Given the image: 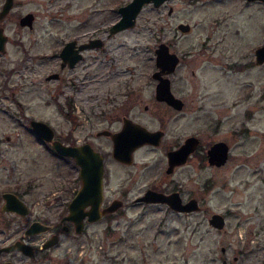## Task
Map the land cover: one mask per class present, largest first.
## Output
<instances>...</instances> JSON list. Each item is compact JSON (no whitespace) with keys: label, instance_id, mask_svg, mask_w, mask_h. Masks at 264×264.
Here are the masks:
<instances>
[{"label":"rangeland","instance_id":"374dc122","mask_svg":"<svg viewBox=\"0 0 264 264\" xmlns=\"http://www.w3.org/2000/svg\"><path fill=\"white\" fill-rule=\"evenodd\" d=\"M121 1L110 0L100 14L94 8L102 3L93 5L92 0H14L0 20L7 35L0 52V175L13 174L11 179L29 190L28 200L39 202L53 196L57 186L79 184L73 159L57 155L30 128L29 118L47 121L58 138L71 132L82 139L107 124L97 117L88 122L93 111L115 105L118 113L113 115H120L119 105L128 99L126 110L141 98L131 113L150 128L164 126V141L193 132L205 146L223 139L229 144L228 158L213 167L190 157L167 177L171 184L181 183L184 197L201 195L199 211L177 213L162 204H137L95 223L90 251L85 249L87 264H214L221 245L229 253L243 249L244 264L264 257V62H254V49L264 42V3L246 7L241 0H171L160 8L147 3L134 25L108 38L104 50L65 69L62 81L46 83L52 63L46 64L42 55L79 30L90 35L103 26L104 16L107 21L116 19ZM168 5L173 7L171 14ZM27 11L34 13L33 29L18 21ZM178 20L189 22L191 30L178 31ZM48 29L52 32L46 33ZM207 35L210 40L205 42ZM159 41L169 43L179 55L173 89L194 106L174 121L153 98L151 72ZM56 88L61 91L58 98ZM145 103L155 110H144ZM203 108L210 110L205 113ZM210 117L221 119L218 128ZM73 122L79 123L77 128ZM154 158L134 157L146 163ZM160 158L149 169L133 165L130 179L128 168L108 160L106 196H119L127 186L130 201L148 172L158 174L160 181ZM212 212L224 215V230L208 223Z\"/></svg>","mask_w":264,"mask_h":264},{"label":"flooded vegetation","instance_id":"af4514ba","mask_svg":"<svg viewBox=\"0 0 264 264\" xmlns=\"http://www.w3.org/2000/svg\"><path fill=\"white\" fill-rule=\"evenodd\" d=\"M4 1L5 0L2 1V4ZM92 1H93V5L102 3L101 6H96L94 8L95 13L99 11V13L101 14L103 13V11H106L107 2H109L110 0H92ZM127 1L128 0H123L119 4H117V11L119 5H122ZM241 1L243 5L246 7L257 2L264 3V0H241ZM168 2H171V0H163L159 5L157 6L154 5V6L160 8L168 4ZM13 4H14V0H12V5L6 14L9 13L10 9L13 7ZM172 12H173V7L171 5H168L167 14H171ZM6 14L4 16H6ZM3 17L0 20H2ZM118 17L114 20L107 21V17L104 16L103 26H96L95 28L97 30L92 29L91 31L92 33L90 35L88 34L84 35L87 32L84 30L83 31L79 30V32L74 33L73 36L60 38L59 39L60 43L56 47L55 45H53V49L50 53L42 55V58L43 60L46 61V64H48L49 62L52 63L49 64L47 67L50 69L46 72L44 76L45 82L47 83L50 80H55L56 82L62 81L64 79L63 72L65 69H70L72 67H75L76 65H78V63H80V61L87 60L88 57H95L94 52L97 50H104L108 38L113 36V34H116L117 32L125 29L123 28L111 33L110 26L112 25L113 22H115L118 19ZM34 18L35 16L33 13L31 26L28 25H23V26H27L29 29H33ZM216 20L217 23L220 22L222 23L220 19H216ZM179 22H187V21L178 20L176 22L175 27L178 31H180L177 28V24ZM190 30H191V25L189 26L188 31ZM51 32L52 31H50V29L46 31V33H51ZM95 38H100L101 44L99 45L93 44L83 48H79L80 45L88 43L90 40ZM206 40L207 41L210 40L209 35L205 37V42ZM59 41H56V43ZM70 42H71V46L66 50H63L64 46ZM160 42H165V41H159L155 46V48L158 46ZM166 44L169 46V50H171L169 43ZM48 55H51V57H48ZM77 55L79 56L75 59L74 63L69 64L71 63L72 58ZM106 56L110 57L109 54H107ZM47 57L48 59H45ZM179 61H180V57L178 55V62L176 63L175 68L179 63ZM262 63H256V64H262ZM30 64L34 66L32 63ZM154 65H155V57H154ZM156 68L157 67L155 65V69L151 72V78L152 80H154L153 98L155 99V102H157L158 104L159 103L163 104L165 106L164 109H166V112H169L170 120L174 121L177 118L181 119L182 114L184 112L185 113L188 112L187 109L190 110L194 109V106L191 107L189 102H187V100L183 96H180L175 93V90L173 89L174 81L172 79V73L175 70V68L170 73L162 74V75L168 76L171 92L175 96L181 99L182 102L181 106L176 107L175 105H172L165 100L158 99L155 94V86L158 80L153 76V72L156 70ZM55 91L56 94L54 93V96L56 95V98H58L61 91L58 92L59 88H56ZM139 101H141V98L137 102ZM66 102L71 107L70 109H72V105H70V99H67ZM137 102L132 100V102L129 104V107L126 110H124V108L129 103L128 99L124 104L119 105L118 110H123L119 113L120 115H113L114 113H118L113 111L115 108H117L115 105L100 108L97 111L98 115L96 111H93L92 114L88 115V119H87L88 122L92 121L94 118L96 119L97 117V119H102L104 121L106 120L107 124L100 129L94 130L92 133L89 131L87 135H84V138L82 139H80L71 132L63 136L62 139L56 137L54 133V137L58 138L63 143L75 144V145L87 143L91 145L95 150L99 151V153L101 154V157L103 158L104 171H103V182H102L103 195L98 208L99 217L94 219L90 218V216L92 215L90 214L91 211H89L91 208L90 203L85 204L84 206H82L81 209H77L75 212H71L69 209L70 200L75 196V194L80 188L81 181L79 175L77 177V179L79 180V184H75L73 186H69V185L57 186L55 187L54 190L51 191V194H53V196L47 198L45 197V199L41 202L35 200L31 201V199L28 200L27 193L29 192V190L25 188H21V184L18 183L17 180L14 179L12 180L11 178L15 177L13 174L10 173L5 177L0 175V264H87L90 261V259L88 255H85V249L86 246H88L87 247L88 249L86 250L90 251L91 244L89 241L93 240V236L95 233L93 225L99 221L109 219L113 214H115L118 210H121V208L123 207L124 208L126 207L127 209L128 207L137 204H143L145 206L148 204H153V205L162 204L166 206V210H170V211L172 210L177 213H189L192 211H199L201 209L199 203L201 199V195H190L188 197H184L182 194L183 190L181 183L174 182L173 184H171V179H168L167 177L173 174L178 168L186 165L190 157H199L198 158L199 164L202 165L208 164L209 166L219 167L222 164H224L227 159L225 160V162L221 164H215L208 161V157H209L208 149L210 148V146L215 141L223 140V139L214 140L209 144L207 143V145L205 146V144L202 142L200 135L193 132V133H186L182 136H176L175 138H172L169 141L168 140L164 141L163 138V136L165 135V130L163 128L164 126L160 125L156 128H150L142 121L138 120L135 114L131 113ZM143 108L144 110L147 111L149 110V108L152 109L147 103L143 105ZM199 109H202V107H199ZM203 110L205 113H207L209 112L210 109L203 108ZM179 115H181V118ZM31 118H35V117H30L29 120ZM210 120L213 123H215L214 124L215 129L218 128L221 119H219V117H215V118L210 117ZM127 121L131 122V124L139 123L149 130L162 131L159 138H157L156 141L154 142L146 141L140 143L136 145L130 151V153H126L127 146L126 148H123V151L125 152V155L123 157H129L130 158L129 161L121 160L117 158L116 155H114L113 139L111 138V133H110L123 128L124 124H127L126 123ZM116 122L119 123V125L117 127L114 126L113 128H110ZM78 125L79 123H75L74 128H77ZM130 134L135 137L136 131L132 130ZM7 135L8 134L4 135L5 139L10 138L9 135H8L9 137L7 138ZM191 135H194L197 138V142L192 148V150H190L187 153L186 149L183 150L181 146L184 143L185 138ZM134 141H136V139L134 140V138L132 139L130 138L128 140L127 138L126 143L127 145H130L134 143ZM0 142H1V137H0ZM45 142L49 143L47 141ZM108 142L110 143V147L103 149V144L105 143L107 145ZM146 152H153V154L152 153L146 154ZM228 153H229V144H228ZM56 154L59 155L60 157L72 158L71 156H65L58 152H56ZM134 157H156V158L152 160L147 159V163L144 160H142L140 161L142 163H140V162H136ZM157 157H161L159 159L161 160V164L157 165V168L158 167L162 168L160 181H158L157 179V177L159 176L158 174L153 175L152 173L148 172L147 181L143 183V187L135 196L131 198L130 201L126 199L131 191L130 188H128L127 186L122 188L119 196H113L111 198L106 196L104 189L106 185V177L108 176V166H107L108 160L112 159L114 163L128 168L129 173L127 179H130L132 178V175H134L133 174L134 171L130 169L133 165L135 167L141 166L140 170H144L143 168L149 169L152 168L155 162H157ZM168 157H186V159L182 162H174L173 164H171L169 163ZM174 159H178V158H174ZM147 190H156L167 194L176 191L181 198V202H185L191 198H194L197 201L198 208L189 211H179L172 208L165 201L160 202V201H149V200L139 199V197L144 195ZM114 199L120 200V205L113 210L103 211L104 208L107 207ZM211 214L207 218L209 224H210L209 218ZM221 215L224 218V215L223 214ZM210 225L218 230H224L225 218H224V224L221 227H216L213 226L212 224ZM263 225L264 224L261 223V226ZM251 231L252 233H254V230ZM13 243H17V245H22V246H19V248H12V249L4 248L6 246H10ZM244 252L245 251L243 249L241 250L239 249L237 251L235 250L232 253H229L227 247L225 245H221L220 255L218 256V259L214 262V264H244L243 263L244 255H245ZM249 264H264V257L260 259L256 258V260H252V263Z\"/></svg>","mask_w":264,"mask_h":264},{"label":"water","instance_id":"95a60500","mask_svg":"<svg viewBox=\"0 0 264 264\" xmlns=\"http://www.w3.org/2000/svg\"><path fill=\"white\" fill-rule=\"evenodd\" d=\"M163 0H128L126 3L119 5V17L110 26V31L115 32L117 30L131 27L136 21V16L141 10L142 6L146 3L151 2L153 5H159ZM12 5V0H5L0 9V19L8 12ZM33 13L30 11L25 12L19 18L21 25L31 26V20ZM190 24L188 22H179L177 28L182 32L189 30ZM7 36L4 33L3 27L0 26V51L5 50V42ZM101 44L100 38L90 40L88 43L80 45L79 48H83L89 45ZM71 46V42L64 46L63 50H66ZM155 51V65L156 70L153 72V76L157 78L155 86V94L158 99L165 100L168 103L175 105L176 107L181 106V99L175 96L169 86L168 76L162 74L170 73L174 70L176 63L178 62V55L169 50V46L165 42H160L154 49ZM79 55L72 58L71 63L73 64L75 59ZM254 56L256 63H262L264 61V42L256 46L254 49ZM123 128L110 132L111 138L113 139V153L117 158L125 161H129V157H123L125 152L123 148H126V153L130 151L138 144L143 142H154L159 138L161 130H149L139 123L126 122ZM29 124L32 130L44 141L51 144V147L58 153L71 156L74 162L78 165V175L80 177V188L75 196L69 202V209L71 212H75L77 209H81L85 204L90 203L91 208L89 211L90 218L94 219L99 217L98 208L102 200L103 195V171L104 164L103 158L99 151L95 150L91 145L84 143L80 145L67 144L54 137V131L52 127L44 120L38 118H31ZM132 130L136 131V136H132L130 133ZM131 135V136H130ZM9 136L7 135V138ZM131 138L136 139L134 143L127 145L126 141ZM197 142V138L194 135L185 138L181 148L186 149L188 153ZM179 148V149H181ZM170 154V153H169ZM208 161L215 164H221L225 162L228 156V144L224 140L215 141L208 149ZM178 158V159H174ZM186 157H168L169 163L182 162ZM139 199L149 201H165L172 208L179 211H189L198 208L197 201L191 198L185 202H181V198L176 191L169 194L163 193L156 190H147L144 195L140 196ZM120 205V200L114 199L103 211H110ZM210 224L216 227H221L224 224V218L219 212H213L209 218ZM17 243H13L10 246H6V249L19 248Z\"/></svg>","mask_w":264,"mask_h":264}]
</instances>
